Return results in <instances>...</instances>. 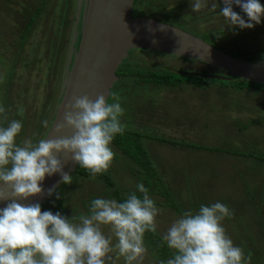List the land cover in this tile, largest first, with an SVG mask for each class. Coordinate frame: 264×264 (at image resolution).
I'll use <instances>...</instances> for the list:
<instances>
[{
  "label": "rangeland",
  "instance_id": "374dc122",
  "mask_svg": "<svg viewBox=\"0 0 264 264\" xmlns=\"http://www.w3.org/2000/svg\"><path fill=\"white\" fill-rule=\"evenodd\" d=\"M187 1L190 2L184 0V3ZM17 2L18 5L13 2L6 5L7 1L0 0V96L4 91L5 95L10 93L9 102L13 101L16 111L14 119L23 124L17 143L22 144L25 139L37 143L48 133L60 103L75 12L67 0H61V4L58 0ZM22 6L31 12L21 11ZM186 6L190 8L191 4ZM5 7L15 11L8 14ZM85 7L82 5L81 10ZM163 8H167L166 13L161 12ZM138 9L135 16H147L173 25L169 18L174 16L176 7L162 5L156 8L150 4ZM238 14L247 20L245 13ZM83 15L84 10L79 13L78 31ZM210 17L205 15L203 18ZM263 20L264 17L260 24L243 30L222 18L223 25L214 28L225 31L216 35L212 45L218 44L235 58L264 64ZM177 26L202 37V32L197 31L198 27L192 22ZM206 28L210 29V26ZM204 40L208 42L211 37ZM73 49L75 52V46ZM128 57L127 67L134 69L145 66L222 76L207 65L172 56L134 55L133 51ZM12 66L16 67L14 73ZM204 80L201 83L203 89L193 87L196 84L188 77L182 80L185 86L173 85L161 90L144 84L135 85L132 80L118 81L112 94L120 97L124 109L121 118L130 137L128 147L140 146L147 173L113 149L116 155L111 167L103 173L105 179L73 174L71 184L62 183L41 204L42 211L60 212L65 217H75L78 222L81 215L90 214L91 201L96 198L116 199L118 193L126 199L132 192L142 198L136 186L143 183L160 209L155 233L165 245L163 236L184 212H196L200 205L220 202L233 212L231 217L224 219L223 226L234 245L240 247L246 257H251L249 264H264V87L240 91L219 79ZM18 86L21 89L18 90ZM112 94L109 103L114 102ZM151 113L155 122L148 119ZM44 120L49 122L47 128L42 124ZM160 120L162 122L156 125ZM3 123L7 126L9 121L3 120ZM149 171L153 175L149 176ZM174 206L177 209H173ZM102 231L106 236H112L113 245L117 242L109 226H102ZM145 240L144 235V245L148 249ZM110 255L112 260L107 264H125L118 253ZM141 264L161 262L154 260L147 250Z\"/></svg>",
  "mask_w": 264,
  "mask_h": 264
},
{
  "label": "clouds",
  "instance_id": "9594fccd",
  "mask_svg": "<svg viewBox=\"0 0 264 264\" xmlns=\"http://www.w3.org/2000/svg\"><path fill=\"white\" fill-rule=\"evenodd\" d=\"M223 3L222 15L241 29L253 28L264 17V5L259 0ZM233 4L241 8L247 20L233 10ZM205 6L206 0H195L191 5L193 11ZM73 99L64 117L66 126L73 130L70 137L49 139L48 135L37 143L25 139L18 144L22 122L13 119L7 126H0V201L10 200L0 209V264H107L113 252L123 257L125 264H141L147 253L144 235L157 231L160 209L143 183L136 186L142 198L136 192L123 202L96 198L91 201L90 214L81 215L78 222L60 212L42 211L40 203L18 202L41 194L46 176L59 173L63 184H71L72 176L64 172L60 153H70L72 160L93 176L111 167L116 155L112 142L125 131L120 97L112 94V103L104 94L95 99L87 95ZM4 113L5 108L0 106V114ZM42 124L49 126L47 120ZM64 127L61 124L56 131ZM5 187L11 191L10 196L5 195ZM232 215L220 202L184 212L163 236L174 252V258L166 264H249L251 257L234 245L223 226L224 219ZM102 226L110 227L117 240L114 245Z\"/></svg>",
  "mask_w": 264,
  "mask_h": 264
},
{
  "label": "water",
  "instance_id": "95a60500",
  "mask_svg": "<svg viewBox=\"0 0 264 264\" xmlns=\"http://www.w3.org/2000/svg\"><path fill=\"white\" fill-rule=\"evenodd\" d=\"M135 0H76L74 28L70 38L66 63L64 65L60 103L55 119L46 134L49 139L70 137L73 130L66 126L64 120L69 105L74 103V97L95 99L104 94L107 100L118 81L117 70L128 57L130 51H149L196 61L210 66L223 74L191 76L230 81L237 78L242 81L264 86V64L248 62L235 58L226 52L206 43L202 39L150 18H135L132 9ZM264 5V0H259ZM86 6L80 32L79 13L81 6ZM224 7V3L222 8ZM240 8L233 4V9ZM80 35L78 46L73 51L76 37ZM78 35V36H79ZM74 57L72 68L70 60ZM65 127L57 132L56 128ZM63 170L69 175L76 172L78 164L70 153H60ZM2 183V182H0ZM62 184L59 173L46 176L41 183L43 192L27 200H19L23 204H43L50 196L49 190L54 191ZM2 187V186H0ZM5 195L11 191L3 188ZM53 191V192H54ZM10 200L0 201V209L6 207Z\"/></svg>",
  "mask_w": 264,
  "mask_h": 264
},
{
  "label": "trees",
  "instance_id": "16d2710c",
  "mask_svg": "<svg viewBox=\"0 0 264 264\" xmlns=\"http://www.w3.org/2000/svg\"><path fill=\"white\" fill-rule=\"evenodd\" d=\"M7 1L6 5H9L10 2H13V4L18 5L19 3L17 2V0H4ZM47 1V0H46ZM61 4V0H58ZM70 1V6L71 9L73 10V12L76 11V0H73V2L71 3V0H67ZM143 0H136V3H138L137 5H141ZM3 2V1H2ZM45 2V1H43ZM42 2V3H43ZM56 2V0H55ZM65 4L67 5V3L65 2ZM69 6V7H70ZM8 10V14H12L13 11H15L14 9H7L6 7L4 8V11L7 12ZM21 11H24L26 13H28V11H30L27 7L25 8L24 6H22ZM31 12V11H30ZM4 13V12H3ZM63 13V12H62ZM20 16H22V14H20ZM35 16H37V13L35 14ZM73 28H74V24H73ZM81 30V28H80ZM79 30V32H80ZM244 30V29H243ZM224 30H218V31H214L209 33V35L207 34H203L201 35L203 37V39L211 37V36H215L220 34L221 32H223ZM215 32H217L218 34H216ZM24 32H22L23 34ZM21 34V35H22ZM29 35V34H28ZM207 35V36H206ZM249 36V34H247ZM201 37V38H202ZM79 38L80 35L75 43V47L78 46L79 43ZM214 37H211V39H213ZM250 39V38H249ZM215 46L219 49H221L222 51L227 52L226 50L222 49L221 47L218 46V44H215ZM264 49V47H263ZM144 54H158L161 55L159 53H154V52H149V51H142ZM66 63V61H65ZM255 63V62H254ZM73 65H70V69L72 68ZM210 67V66H209ZM212 68V67H211ZM214 69V68H213ZM16 70V67L12 66L11 71L14 73ZM215 70V69H214ZM217 73H220L222 75V72L217 71ZM117 76L119 77V83L120 81H125V80H132L131 82L133 84H144L145 86H149V88L152 87V85H160L161 87L166 86V88L173 86V85H179V87L181 86H185L183 83V79L187 80L188 77H191L193 80V83L196 84L193 87H200L203 89L204 85L201 84L203 83L205 80L198 78V77H194V76H186L184 74H176L173 73L169 70H165L163 68L160 69H149L148 67L142 66L138 71H135L133 68L127 67L126 63H124V65H122L116 72ZM219 82L222 83V80H219ZM230 84L232 85L235 89L240 90V91H244L245 89H248V91H254V89L256 88H260V87H264L262 85H257V84H252V83H248L245 81H242L240 79L237 78H232L230 81H224V83ZM8 83V80H7ZM118 83V84H119ZM8 87H10V83H8ZM159 87V86H158ZM114 88V87H113ZM21 89V86H18V90ZM113 91V90H112ZM112 94V92H111ZM111 94L109 96V99L111 98ZM17 97H20L19 94L16 95ZM108 99V102H109ZM136 113V112H135ZM137 114V113H136ZM123 118V117H122ZM121 118V121H122ZM141 120V119H140ZM122 123L125 125V123L122 121ZM134 121L132 120L131 122V126H133ZM138 123H141L138 121ZM127 135V136H126ZM128 140H130V137L128 136V133L124 131L123 134H118L115 136L113 142H112V148L115 149L116 151L120 152L123 156H126L128 160H130L134 166L138 167L139 170H144L146 171V166H145V159L142 157V152L140 151L141 148L139 145H137L135 148H131V150L128 147ZM149 176L153 175L151 171H149ZM147 173V171H146ZM74 175H78L80 177H85V178H101V179H105V175L102 174H97L95 176H93L88 170L81 168L79 165L77 166L76 172L74 173ZM163 196V195H161ZM115 198L118 202H123L125 199L124 197H122L121 195H119L118 193H116ZM173 209H177L175 206L173 207ZM264 238V236H263ZM145 244L148 247V253L150 254V256L157 261L160 262H165L170 258H174V252L173 250L169 249L162 241L161 238L159 236H157L156 233L150 232L145 234Z\"/></svg>",
  "mask_w": 264,
  "mask_h": 264
},
{
  "label": "flooded vegetation",
  "instance_id": "af4514ba",
  "mask_svg": "<svg viewBox=\"0 0 264 264\" xmlns=\"http://www.w3.org/2000/svg\"><path fill=\"white\" fill-rule=\"evenodd\" d=\"M161 1L162 0H152V1L143 0L142 3H141V5H137L138 3H136V0H135L134 1V6H133V9H132V16L135 17V18H147V16H142V15L135 16L134 15L135 14V11L136 10H139L138 9L139 6H150V4H151L152 6H154V7L157 8L159 6H162V5L165 6L166 5V6L172 7V8L173 7H176V9H175L176 12H174L175 13L174 16L173 17L170 16V18H169L170 23L173 24V25H170V26L176 27L177 25H182V24H186V23H191L192 22V24H194V25H196L198 27V30L197 31L202 32L201 35H203V34L209 35V33L214 32L215 30L216 31L219 30V29H215L214 26H221V25H223L221 23L222 18H225L222 15V13H221L222 5H223V0H206V6L204 8H202V9L196 11V12H193L192 7H190V8H188V6L184 7L185 5H187L189 3L192 5L195 2V0H190V2L187 1L186 3H184V0H169V2L168 1H162V4H161ZM166 10H167V8H163V9H161V12L162 13H166ZM206 10H208L210 12L209 13L207 12V14H206ZM233 10L236 11V12H238V13L239 12L244 13L241 10V8H236V9H233ZM177 12H180V13H177ZM204 14L205 15H211V17L204 19L203 18V17H205ZM150 19H153V18H150ZM212 19H214V20L219 19V20L213 21ZM74 20H75V17L73 19V24H74ZM262 24H263V27H264V20H263V23ZM167 25H169V24H167ZM209 26H210V29H207L206 27H209ZM177 28H178V26H177ZM217 28H219V27H217ZM221 30H224L225 31L224 28L221 29ZM215 33L218 34L217 32H215ZM211 37H214V38L211 39V40H208V42L211 43L210 45H212V42L216 38L215 36H211ZM198 38H200V37H198ZM200 39H202L203 41L206 42V40H204L203 38H200ZM208 42H206V43H208ZM212 46H214V45H212ZM214 47H216V46H214ZM132 52L133 51H130L129 54L132 53ZM137 53H139L140 55H145L142 51H134V55L137 54ZM150 54H153V53H150ZM156 55H158V54H156ZM161 55L162 56H168V55H163V54H161ZM128 58L129 57H127L123 61L122 65H124V63H126V61L128 60ZM174 58H177V57H174ZM177 59L185 60L187 62H194V63L196 62V61L186 60V59H182V58H177ZM196 63H199V62H196ZM199 64H202V63H199ZM141 67H139L138 69H134V68L133 69L134 70H139ZM158 69H160V68H158ZM165 70H167V69H165ZM173 73H176V74H184L186 76H190L192 72H188V71L179 72V71H177V72H173ZM203 79H209V78H203ZM118 80H119V77H118ZM152 87H156L158 90H161L163 88L160 85H152ZM164 87H166V86H164ZM13 96H14V92H13ZM17 98H19V97H17ZM10 99H11L10 93L8 94V92H6V95H5V91H4V94L2 95V97L0 96V106H3L5 108V113L4 114H0V126H5L4 123H3V120H4V116L5 115L7 116V120L9 122L11 120H13L14 118H16V117H14V115H16L15 105L13 104V101L12 102H9ZM148 119L151 122H155V117L152 115V113H151V115H150V117ZM161 122H162L161 120H160V122H156V125L157 124H160ZM152 127H153V124L151 125V127L148 128V130L151 129Z\"/></svg>",
  "mask_w": 264,
  "mask_h": 264
}]
</instances>
